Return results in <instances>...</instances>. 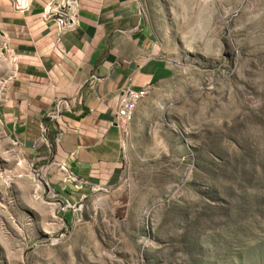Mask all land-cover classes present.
I'll list each match as a JSON object with an SVG mask.
<instances>
[{
  "label": "rangeland",
  "instance_id": "obj_1",
  "mask_svg": "<svg viewBox=\"0 0 264 264\" xmlns=\"http://www.w3.org/2000/svg\"><path fill=\"white\" fill-rule=\"evenodd\" d=\"M138 1L173 75L104 184L49 179L0 129V264H264V0Z\"/></svg>",
  "mask_w": 264,
  "mask_h": 264
},
{
  "label": "crops",
  "instance_id": "obj_2",
  "mask_svg": "<svg viewBox=\"0 0 264 264\" xmlns=\"http://www.w3.org/2000/svg\"><path fill=\"white\" fill-rule=\"evenodd\" d=\"M60 2L0 0V129L47 165L65 162L88 184H104L121 158L113 108L122 89H147L173 66L138 0L73 1L77 22L59 31L41 14L51 19Z\"/></svg>",
  "mask_w": 264,
  "mask_h": 264
},
{
  "label": "built area",
  "instance_id": "obj_3",
  "mask_svg": "<svg viewBox=\"0 0 264 264\" xmlns=\"http://www.w3.org/2000/svg\"><path fill=\"white\" fill-rule=\"evenodd\" d=\"M73 1L77 0H61L59 4L50 5L51 19H44V14H41V17L44 21H52L57 29L63 30L67 27L73 26L76 24L77 13L68 14V5H72ZM48 4V3H47ZM27 8L26 3H21L20 9L24 10ZM56 8L64 9V17H53V10ZM146 89L142 90H133L129 87L123 88L118 102L113 108V123L117 127L120 133V147L124 149V138H125V124L126 121V110L129 108V104L136 100L138 97L143 96V93ZM51 117H56L60 115V109H56L53 113L49 114ZM42 138H45L42 136ZM59 138V133L55 136L57 140ZM45 170L47 174L50 175L49 179H55L62 183L64 186L67 184H72L75 188L88 185V181L80 176H78L73 170H71L65 162L55 160V163L52 165H46ZM47 183V182H46Z\"/></svg>",
  "mask_w": 264,
  "mask_h": 264
},
{
  "label": "bare ground",
  "instance_id": "obj_4",
  "mask_svg": "<svg viewBox=\"0 0 264 264\" xmlns=\"http://www.w3.org/2000/svg\"><path fill=\"white\" fill-rule=\"evenodd\" d=\"M57 17H64L63 15L62 16H57ZM147 90V89H146ZM146 93V91L144 92ZM143 93V94H144ZM144 96V95H143ZM142 97V96H141ZM141 97H138L136 100L132 101L130 104H129V108H127L126 110V121L129 122L132 120L133 116H134V111H135V107H136V103L138 102V100L141 98Z\"/></svg>",
  "mask_w": 264,
  "mask_h": 264
}]
</instances>
